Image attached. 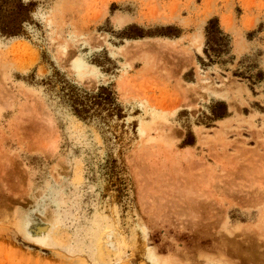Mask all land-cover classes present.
<instances>
[{"label": "rangeland", "instance_id": "374dc122", "mask_svg": "<svg viewBox=\"0 0 264 264\" xmlns=\"http://www.w3.org/2000/svg\"><path fill=\"white\" fill-rule=\"evenodd\" d=\"M38 1L42 29L25 22L26 36H0V264H264V111L254 105L264 107V82L253 93L236 75L264 65V0ZM211 15L238 55L202 68ZM255 23L248 35L259 38L240 55ZM129 24L187 33L126 38ZM105 56L115 74L92 64ZM56 71L91 92L115 83L120 137L20 79ZM211 99L230 111L206 126ZM108 155L127 177L123 196L102 175Z\"/></svg>", "mask_w": 264, "mask_h": 264}, {"label": "trees", "instance_id": "16d2710c", "mask_svg": "<svg viewBox=\"0 0 264 264\" xmlns=\"http://www.w3.org/2000/svg\"><path fill=\"white\" fill-rule=\"evenodd\" d=\"M38 4V0H14L12 7L0 10V36L7 39L26 36L27 33L23 28V23L25 22L31 24L36 29H42V24L31 17V14L36 10ZM156 29L162 32L151 33V31H145L134 24L125 26L122 31L127 33L126 38L133 39L146 36L178 37L181 32L180 29L172 25H166ZM171 29L179 30V32H167V30ZM131 30H134V33H131ZM204 36L203 54L205 59L196 54V60L202 68H207L219 62L223 64H232L234 62L235 57L231 54V36L221 29L217 16H213L206 21ZM92 64L100 67L101 72L108 75L115 74V70L118 69L115 62L108 56L104 57V61L95 59L92 61ZM254 69H256V72L248 74V76H243L244 72L236 74L237 76L247 77L250 80L249 88L253 93H255L253 86L259 85L264 81V70L255 65ZM34 72L35 68L32 69L33 75ZM32 74L20 76V79L34 86L44 87L48 95L57 98L58 103L67 108L71 115L79 121L86 124L95 122L102 133L111 132L115 137H120L123 132L122 128L124 127V123L120 121L126 115L122 105L118 102L114 82L99 85L96 91L91 92L68 80L58 71L42 79H35ZM29 77H32V80L29 81ZM254 105H257L259 109L264 111V107L257 103H254ZM207 108L208 112H202L198 120L199 123L205 124L206 126H211V123L214 121L229 116L227 104L224 100L211 99ZM117 128L121 129L119 134L116 133ZM193 142L194 137L190 129H188L182 145H192ZM101 169L102 175L107 179L109 186L122 196L126 194L128 191L127 177L113 156L108 155L105 162L101 165Z\"/></svg>", "mask_w": 264, "mask_h": 264}, {"label": "crops", "instance_id": "0c3cea01", "mask_svg": "<svg viewBox=\"0 0 264 264\" xmlns=\"http://www.w3.org/2000/svg\"><path fill=\"white\" fill-rule=\"evenodd\" d=\"M121 13H123L122 11H120ZM124 14H126V13H124ZM113 14H108V16L111 18V16H112ZM214 15V14H213ZM213 15H211L210 17H212ZM219 20H220V18H219ZM206 23V22H205ZM204 23V24H205ZM257 23V22H256ZM256 23L254 24V26L252 27V28H247V30L245 31V33L243 32L242 34H243V38L245 39V41H246V44H247V49L242 53V54H240V55H243V54H247V53H249V52H252V50H253V46L255 45V44H253V42L255 41L256 42V39L257 38H259L258 36L257 37H255V36H253V37H250L249 35H248V33H251V30H253L254 29V27L256 26ZM204 24H202V26H201V31H202V34H203V43H202V47H203V44H204ZM170 25V24H169ZM222 29V28H221ZM223 30V29H222ZM224 31V30H223ZM224 32H226V31H224ZM186 31H181L180 32V35L178 36V37H174L176 40L177 39H182V38H184L185 36H186ZM193 33V32H192ZM226 33H230V32H226ZM234 39V38H233ZM233 39H231V54H233L234 56H235V58H236V55H238V54H236L235 52H234V50H233ZM114 46V48L115 49H117L118 48V46L117 45H113ZM202 47H201V50H202ZM105 48H107V46H105ZM198 53V52H197ZM262 57H263V55H262ZM262 62V61H261ZM261 62H260V67H262L263 69H264V65L263 64H261ZM264 82V81H263ZM260 94H263V96H264V91L263 92H261ZM254 96H259V93H256ZM227 104V103H226ZM227 110H228V112L230 111L229 110V107H228V105H227Z\"/></svg>", "mask_w": 264, "mask_h": 264}, {"label": "bare ground", "instance_id": "6f19581e", "mask_svg": "<svg viewBox=\"0 0 264 264\" xmlns=\"http://www.w3.org/2000/svg\"><path fill=\"white\" fill-rule=\"evenodd\" d=\"M117 18V17H116ZM115 18V19H116ZM129 20V18L127 17V16H123V17H121V16H118V18L116 19V22H117V25H123V24H125L127 21ZM115 22V23H116ZM199 44V43H198ZM200 47V46H199ZM200 49V48H199ZM239 50V49H238ZM237 50V51H238ZM80 68V67H79ZM232 107V106H231Z\"/></svg>", "mask_w": 264, "mask_h": 264}]
</instances>
